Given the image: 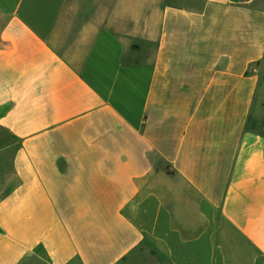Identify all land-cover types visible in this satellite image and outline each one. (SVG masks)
Wrapping results in <instances>:
<instances>
[{"label": "crops", "instance_id": "0c3cea01", "mask_svg": "<svg viewBox=\"0 0 264 264\" xmlns=\"http://www.w3.org/2000/svg\"><path fill=\"white\" fill-rule=\"evenodd\" d=\"M0 224V264H264V0H0Z\"/></svg>", "mask_w": 264, "mask_h": 264}, {"label": "trees", "instance_id": "16d2710c", "mask_svg": "<svg viewBox=\"0 0 264 264\" xmlns=\"http://www.w3.org/2000/svg\"><path fill=\"white\" fill-rule=\"evenodd\" d=\"M149 246L151 247L152 253L160 256L161 253L152 244H149Z\"/></svg>", "mask_w": 264, "mask_h": 264}, {"label": "rangeland", "instance_id": "374dc122", "mask_svg": "<svg viewBox=\"0 0 264 264\" xmlns=\"http://www.w3.org/2000/svg\"><path fill=\"white\" fill-rule=\"evenodd\" d=\"M161 168H165L166 170H168V172L170 171V168L167 165H163L161 164V162L159 163Z\"/></svg>", "mask_w": 264, "mask_h": 264}, {"label": "built area", "instance_id": "2783aa9c", "mask_svg": "<svg viewBox=\"0 0 264 264\" xmlns=\"http://www.w3.org/2000/svg\"><path fill=\"white\" fill-rule=\"evenodd\" d=\"M0 228H1V224H0Z\"/></svg>", "mask_w": 264, "mask_h": 264}]
</instances>
